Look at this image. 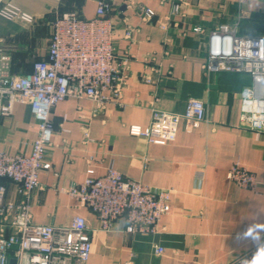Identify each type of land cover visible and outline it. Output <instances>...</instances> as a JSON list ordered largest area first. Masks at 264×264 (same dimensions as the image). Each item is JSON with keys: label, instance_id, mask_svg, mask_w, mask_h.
<instances>
[{"label": "crops", "instance_id": "0c3cea01", "mask_svg": "<svg viewBox=\"0 0 264 264\" xmlns=\"http://www.w3.org/2000/svg\"><path fill=\"white\" fill-rule=\"evenodd\" d=\"M5 1L33 18L31 24L0 18V46L13 74L31 72L32 62L44 58L56 16L75 11L93 18L99 1L112 8L114 63L127 60L116 104L66 98L52 108L50 169L39 172L31 195L32 225L66 227L80 216L89 229L98 228L86 207L57 190L101 177L111 165L123 178L169 191L170 211L154 237L125 234L122 220L110 233L94 231L87 264H235L250 250L264 251V131L239 124L240 92L250 77L206 69L211 31L225 24L238 35L262 34L264 0L243 6L238 0H181L171 17L169 2L161 0ZM143 8L153 10V18L144 19ZM190 99L203 103L205 120H181L173 142L160 146L129 134L131 126H148L152 109L181 114ZM36 132L29 107L16 104L10 116L0 117V151L27 156ZM234 162L256 176L258 192L226 179ZM2 183L5 201L16 202L15 185Z\"/></svg>", "mask_w": 264, "mask_h": 264}, {"label": "built area", "instance_id": "2783aa9c", "mask_svg": "<svg viewBox=\"0 0 264 264\" xmlns=\"http://www.w3.org/2000/svg\"><path fill=\"white\" fill-rule=\"evenodd\" d=\"M161 1L169 2L170 17L179 14L181 0ZM245 3L246 0H238L240 6ZM111 10L109 3L99 1L93 18H81L75 11L56 16L50 22L46 54L32 62L28 73L13 74L11 57L0 46V117L10 116L16 104H25L37 126L27 156L0 151V264H87L91 234L112 232L118 220L124 222L123 232L127 235L147 238L162 231L160 220L170 211V192L123 178L111 165L101 177H88L57 190L86 207L96 217L98 228L89 229L80 216L73 217L66 227L30 223L31 195L39 187V172L50 169L46 150L54 131L52 108L66 98H86L97 107L116 104L120 98L127 60L114 63ZM154 14L151 9H142L146 20ZM0 18L33 22L31 16L5 0H0ZM192 31L197 32L198 28ZM206 60L208 71L244 73L250 77V85L240 92L239 124L253 132L264 131V30L258 35H238L235 26H218L210 33ZM181 120L204 121L203 103L190 99L181 114L152 109L148 126H131L129 134L163 146L175 140ZM225 177L252 192H258L261 186L239 162L230 166ZM2 181L15 185L16 202L5 201ZM162 252V247H155V254ZM262 254L264 251L250 250L235 264H264Z\"/></svg>", "mask_w": 264, "mask_h": 264}, {"label": "water", "instance_id": "95a60500", "mask_svg": "<svg viewBox=\"0 0 264 264\" xmlns=\"http://www.w3.org/2000/svg\"><path fill=\"white\" fill-rule=\"evenodd\" d=\"M10 264H14V262L13 261H10Z\"/></svg>", "mask_w": 264, "mask_h": 264}, {"label": "clouds", "instance_id": "9594fccd", "mask_svg": "<svg viewBox=\"0 0 264 264\" xmlns=\"http://www.w3.org/2000/svg\"><path fill=\"white\" fill-rule=\"evenodd\" d=\"M262 255H264V254H262Z\"/></svg>", "mask_w": 264, "mask_h": 264}]
</instances>
